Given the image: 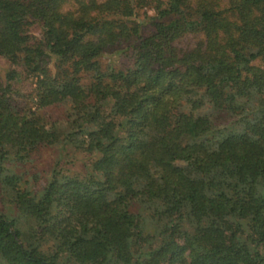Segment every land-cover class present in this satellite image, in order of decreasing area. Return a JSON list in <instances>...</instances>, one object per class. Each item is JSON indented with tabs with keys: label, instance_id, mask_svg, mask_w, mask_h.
<instances>
[{
	"label": "trees",
	"instance_id": "trees-1",
	"mask_svg": "<svg viewBox=\"0 0 264 264\" xmlns=\"http://www.w3.org/2000/svg\"><path fill=\"white\" fill-rule=\"evenodd\" d=\"M67 1L0 0V264H264V0ZM24 77L37 109L67 103L64 133L20 104ZM61 136L95 173L54 169L40 194L4 174Z\"/></svg>",
	"mask_w": 264,
	"mask_h": 264
},
{
	"label": "rangeland",
	"instance_id": "rangeland-1",
	"mask_svg": "<svg viewBox=\"0 0 264 264\" xmlns=\"http://www.w3.org/2000/svg\"><path fill=\"white\" fill-rule=\"evenodd\" d=\"M221 8L227 6L226 0H214ZM74 9L73 0H68L63 4L62 10H72ZM144 10H147L148 13H153V10L147 8H140L137 10V19L144 18ZM146 21V22H145ZM142 28L143 34L148 33L152 30V25L145 20ZM29 31L34 35L39 37L41 35L40 26L37 22H31L28 25ZM201 32H186V34L180 36L176 39L177 47L182 50H187L196 43L202 41L203 39ZM132 41L124 42L119 48L122 50L119 54L114 53L113 55L104 54L102 55L103 63L113 64L114 66H127L131 63V51L130 47ZM255 63L264 65V61L259 59L254 60ZM14 67L7 62L4 58L0 57V80H3L4 72L8 68ZM16 68V67H15ZM18 69V68H17ZM24 76V75H23ZM84 80L87 77H83ZM16 87L20 89L19 95L17 96L20 104L22 106H30L33 109H36L39 113V116L46 122L47 125L55 126L57 129L64 133L67 130L66 123V113L68 110L67 103H59L56 105H48L42 108L37 109L35 103L34 92L32 91L33 82L30 77H24L22 81L16 84ZM220 120V119H218ZM220 122V121H219ZM226 120H222L224 124ZM92 155H89L83 150L75 148L72 143L63 139V136L60 137V140L52 144H41L33 150L28 159L24 162L17 161L13 156H8L4 161V174H17L25 185L29 186L34 193H42L43 187L45 186L48 179L52 174L54 169H59L65 174L69 175H80L85 174L86 172H93L91 165ZM1 208V206H0ZM15 216L19 215L18 212H14ZM164 220H155L151 222L146 231L151 233V236L142 243L139 249L134 253V258L142 259L143 256L148 255L150 251L157 246V238L155 237L158 229L163 225ZM21 225L25 229L29 228L30 220L26 222L22 219ZM42 248L46 249L47 252H52L56 245L58 244L57 240L51 235L45 234L40 239Z\"/></svg>",
	"mask_w": 264,
	"mask_h": 264
}]
</instances>
